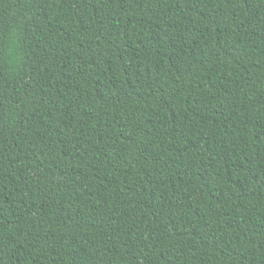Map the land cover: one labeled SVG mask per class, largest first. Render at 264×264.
Here are the masks:
<instances>
[{
	"label": "trees",
	"instance_id": "16d2710c",
	"mask_svg": "<svg viewBox=\"0 0 264 264\" xmlns=\"http://www.w3.org/2000/svg\"><path fill=\"white\" fill-rule=\"evenodd\" d=\"M0 264H264V0H0Z\"/></svg>",
	"mask_w": 264,
	"mask_h": 264
}]
</instances>
